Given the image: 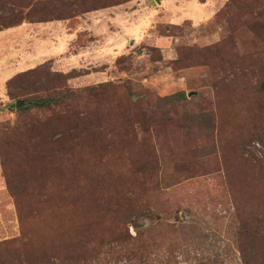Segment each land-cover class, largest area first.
<instances>
[{"label":"rangeland","instance_id":"374dc122","mask_svg":"<svg viewBox=\"0 0 264 264\" xmlns=\"http://www.w3.org/2000/svg\"><path fill=\"white\" fill-rule=\"evenodd\" d=\"M257 227L264 0H0V264H243Z\"/></svg>","mask_w":264,"mask_h":264},{"label":"trees","instance_id":"16d2710c","mask_svg":"<svg viewBox=\"0 0 264 264\" xmlns=\"http://www.w3.org/2000/svg\"><path fill=\"white\" fill-rule=\"evenodd\" d=\"M62 19H64V18H62ZM65 19H67V18H65ZM15 25H16V21L7 22L5 24V26H8V27H10V26L12 27ZM37 70L38 69L26 70V71L19 73L16 76H14L13 78H11L7 84L9 96H11L12 98H18V97H20V95L22 96L26 92L27 87H28V85H26L27 83L24 82V79L26 77H28L29 75H31V72H34ZM62 74H65V73H61V74L56 73L54 75V78L62 76ZM50 75L51 74L48 73L47 77H50ZM65 75H67V74H65ZM66 77H67V79H69L68 76H66ZM34 88H36V87H34ZM63 98H65L64 95L54 96V97H50L47 100V102L48 101H59ZM40 102H45V100H40ZM15 105H16V102H15ZM15 105H14V103H12L11 106L14 107ZM240 221H241V219H240ZM139 226H141V225L140 224L136 225V227H139ZM243 227H246V221L245 220L241 221L240 229H243ZM243 233H244V231L242 233L240 232V243H239V245H240L239 250H240L241 255L243 257V264H261L264 261V256H263L264 252H262V250H264V247H257V245L264 242V229L257 227L255 230H253L252 237H253V244L254 245L250 246L252 239L247 240V238H248V236H247L245 243H248L249 247H243L242 246L241 235L245 238V234L243 235ZM249 233H250V237H251L252 231H249Z\"/></svg>","mask_w":264,"mask_h":264},{"label":"crops","instance_id":"0c3cea01","mask_svg":"<svg viewBox=\"0 0 264 264\" xmlns=\"http://www.w3.org/2000/svg\"><path fill=\"white\" fill-rule=\"evenodd\" d=\"M200 3H202V4H204L203 2H200ZM119 5H121V4H119ZM206 5V4H205ZM117 6V5H116ZM111 7V6H110ZM110 7H108V8H106V9H109ZM112 7H115V6H112ZM100 9H97V10H93V12L91 13V12H89L90 14L89 15H87L88 17L90 16V15H92V14H96V15H102L103 14V17H105L107 14H109L106 10H102V11H99ZM115 17V18H114ZM121 20L122 18H124V15H122V16H112V20ZM109 24H110V21L109 20H107V22H106V26H108L109 27ZM112 24V23H111ZM110 29V31L112 30L111 28H109ZM94 31H92V30H87L86 32H87V35L88 36H90V37H95L96 36V31H95V29H93ZM64 34H65V32H64ZM81 35V32H79V31H77L75 34L74 33H70V34H67V36H68V38H71L70 40L68 39V40H66L65 42H62V43H66V45L65 46H63V48L62 49H64V51H67L68 49H69V47H70V45L75 41V40H77L78 38H79V36ZM95 39L94 38H92V39H90L89 41L91 42L90 44L92 45L93 43V41H94ZM87 46V47H86ZM85 46V48L87 49L88 48V45H86ZM84 47H81L77 52H75L73 55H72V58H74V60L76 59L77 60V56H81V54L85 51V49H83ZM102 49V48H101ZM84 50V51H83ZM107 50V49H106ZM81 51V52H80ZM101 52H103V51H101ZM99 53L100 55L102 54V53ZM85 53V52H84ZM89 56H91V55H89ZM91 58H92V56H91ZM79 63H81V59L79 60Z\"/></svg>","mask_w":264,"mask_h":264},{"label":"water","instance_id":"95a60500","mask_svg":"<svg viewBox=\"0 0 264 264\" xmlns=\"http://www.w3.org/2000/svg\"><path fill=\"white\" fill-rule=\"evenodd\" d=\"M36 104H38V102L22 98V99L16 100L15 107L18 110H27V109L35 106Z\"/></svg>","mask_w":264,"mask_h":264}]
</instances>
